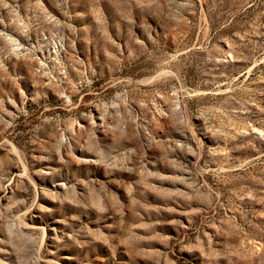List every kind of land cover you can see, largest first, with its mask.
Segmentation results:
<instances>
[{
  "label": "rangeland",
  "instance_id": "obj_1",
  "mask_svg": "<svg viewBox=\"0 0 264 264\" xmlns=\"http://www.w3.org/2000/svg\"><path fill=\"white\" fill-rule=\"evenodd\" d=\"M0 264H264V0H0Z\"/></svg>",
  "mask_w": 264,
  "mask_h": 264
}]
</instances>
